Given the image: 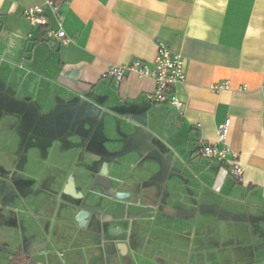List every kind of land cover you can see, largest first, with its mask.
I'll return each mask as SVG.
<instances>
[{"label": "crops", "instance_id": "obj_1", "mask_svg": "<svg viewBox=\"0 0 264 264\" xmlns=\"http://www.w3.org/2000/svg\"><path fill=\"white\" fill-rule=\"evenodd\" d=\"M43 2L0 0V264H264V0H58L31 27ZM160 43L181 111L103 78ZM227 120L234 156H199Z\"/></svg>", "mask_w": 264, "mask_h": 264}, {"label": "built area", "instance_id": "obj_2", "mask_svg": "<svg viewBox=\"0 0 264 264\" xmlns=\"http://www.w3.org/2000/svg\"><path fill=\"white\" fill-rule=\"evenodd\" d=\"M57 1L58 0H44L41 6L25 9L23 12L24 18L31 27H46L49 25V20L45 11L49 9L55 14L61 26L62 16L59 13ZM48 36L54 39L59 45H66L70 41L62 28L56 32L49 31ZM128 73L135 74L139 78L152 79L155 81V91L147 96V100L151 104H169L178 111L182 110L183 104L175 95L174 89L178 85H182L186 82L185 63L183 58L173 53L166 44L160 43L158 45L156 58L152 67L148 64L134 61L128 66L110 67L103 74V78L107 79L111 77L115 81L121 82ZM230 89L231 85L229 81L219 82L211 86V90L214 93ZM229 128L230 120L218 126V139L219 142L223 144L222 147L201 141L198 143V155L202 158L221 163L227 162L231 156H234L233 151L227 144ZM243 173L244 169L241 166H232L231 174L238 181L242 180Z\"/></svg>", "mask_w": 264, "mask_h": 264}, {"label": "water", "instance_id": "obj_3", "mask_svg": "<svg viewBox=\"0 0 264 264\" xmlns=\"http://www.w3.org/2000/svg\"><path fill=\"white\" fill-rule=\"evenodd\" d=\"M75 189H76V188H75L74 176L71 175V176L68 178V180H67V182H66V184H65V187H64L63 193H65V194H69V195H71V196H73L74 198H77V199H81V198H83L82 193H81L80 191L75 192V191H76ZM119 197H122V195H121V194L118 195V198H119ZM119 249H120V250H125V249H127V247H126L125 244H120V245H119Z\"/></svg>", "mask_w": 264, "mask_h": 264}, {"label": "rangeland", "instance_id": "obj_4", "mask_svg": "<svg viewBox=\"0 0 264 264\" xmlns=\"http://www.w3.org/2000/svg\"><path fill=\"white\" fill-rule=\"evenodd\" d=\"M0 245H1V244H0ZM0 250H2V251H3V248H1V247H0Z\"/></svg>", "mask_w": 264, "mask_h": 264}]
</instances>
